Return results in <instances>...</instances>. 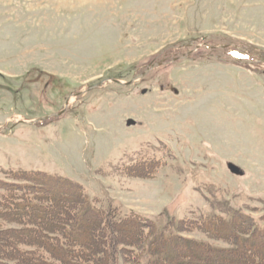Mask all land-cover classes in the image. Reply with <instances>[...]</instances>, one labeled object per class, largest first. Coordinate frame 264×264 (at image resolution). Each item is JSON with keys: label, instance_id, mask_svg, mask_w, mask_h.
Masks as SVG:
<instances>
[{"label": "rangeland", "instance_id": "374dc122", "mask_svg": "<svg viewBox=\"0 0 264 264\" xmlns=\"http://www.w3.org/2000/svg\"><path fill=\"white\" fill-rule=\"evenodd\" d=\"M234 46L264 58V0H0V248L20 227L5 200L25 204L31 172L79 185L115 220L236 212L254 222L241 238L262 233L264 62ZM74 236L91 237L95 264L123 258L103 233ZM11 255L1 264H17Z\"/></svg>", "mask_w": 264, "mask_h": 264}, {"label": "trees", "instance_id": "16d2710c", "mask_svg": "<svg viewBox=\"0 0 264 264\" xmlns=\"http://www.w3.org/2000/svg\"><path fill=\"white\" fill-rule=\"evenodd\" d=\"M30 174L38 179L25 176L32 182L25 183V204L5 200L6 220L18 222L20 227L4 232L3 235L11 236V241H7L9 250L0 248V254L13 253L10 257H17V264H95L94 249L89 244L91 237L74 236L77 230L86 231V228L103 233L108 244L112 238L117 241V250L124 254L123 258L118 260L114 252L109 264H264L261 253L253 250L254 240H251V237L258 238L264 244V231L253 232L248 239L241 238L254 224L245 214L233 212L227 220L219 214L208 218L200 215L184 220L180 226L176 222L170 226L168 222L164 225L169 229L167 232L161 224L155 225L146 219H113L110 211L90 205L82 188L71 181L39 172ZM39 212L46 214L39 215ZM129 224L134 226L133 230ZM246 224L249 226L243 228ZM180 227L190 231L198 229L205 238H183L175 231ZM24 234L25 239L18 241V236ZM24 245L25 251L18 248ZM86 254H90L87 260Z\"/></svg>", "mask_w": 264, "mask_h": 264}, {"label": "water", "instance_id": "95a60500", "mask_svg": "<svg viewBox=\"0 0 264 264\" xmlns=\"http://www.w3.org/2000/svg\"><path fill=\"white\" fill-rule=\"evenodd\" d=\"M255 55L257 56V60H258L259 62H264V58H262L259 54H255ZM158 64H159L158 62H156V63H154V64H148V66H147V70L154 68V67L157 66ZM134 80H135V78H132L131 82L134 81ZM91 87H92V86H90L88 89H90ZM141 92L143 93V92H145V90H141ZM73 95L76 96V95H77V92L73 93ZM67 105H68V104H66L65 108L67 107ZM62 111H63V110H61V111H59V112L53 114L52 116L55 117V116H57L58 114H60ZM48 117H49V116H48ZM48 117H44V118H48ZM26 122H27V123H34V122H36V120H27ZM128 122H129V123H133V120H129ZM226 167H227V169H228L230 172H232V173H234V174H236V175H243V174H244V170H243L241 167H239L238 165L234 164L233 162H227V163H226Z\"/></svg>", "mask_w": 264, "mask_h": 264}, {"label": "flooded vegetation", "instance_id": "af4514ba", "mask_svg": "<svg viewBox=\"0 0 264 264\" xmlns=\"http://www.w3.org/2000/svg\"><path fill=\"white\" fill-rule=\"evenodd\" d=\"M165 58H166V56H165ZM165 58L162 57V59H165Z\"/></svg>", "mask_w": 264, "mask_h": 264}]
</instances>
